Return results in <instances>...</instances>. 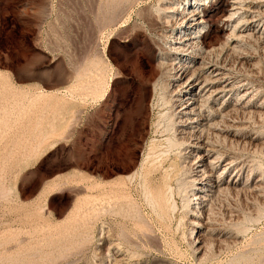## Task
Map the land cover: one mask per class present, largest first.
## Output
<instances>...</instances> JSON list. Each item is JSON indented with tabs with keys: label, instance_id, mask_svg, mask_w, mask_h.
<instances>
[{
	"label": "rangeland",
	"instance_id": "obj_1",
	"mask_svg": "<svg viewBox=\"0 0 264 264\" xmlns=\"http://www.w3.org/2000/svg\"><path fill=\"white\" fill-rule=\"evenodd\" d=\"M117 1L119 2L118 5ZM222 1L223 0L208 1V14L213 20L211 19L208 24L209 26L203 27V29L201 28V31L204 30L203 35L205 39H214L216 34L215 30L221 26V11L218 9L221 6ZM258 1L256 0L255 3L253 2V6L250 7L251 9L253 8V11H250V15L247 11L246 15L248 19L251 17L254 18L246 20L248 23L246 21L242 23L245 28L244 31L247 30L248 32L249 30V36L246 34L247 32L243 31V33H245V35L243 34L245 39L240 35L242 38L240 36L239 38L241 40L237 38L234 48L231 49L232 51L228 49L226 50L227 52L229 51L228 55H230L226 56V51H223L224 54L222 53L221 55V60L226 61H221V64H226V68L222 65L224 71H226V74H224L225 80L228 79V83L237 84V86H234L237 87V91L234 92V90L231 89L232 91L230 94L226 90L223 91V96L221 98L225 97L223 99L225 105L223 107L224 111L222 110L221 114L224 115H221L222 117L218 116V127L221 129L217 131V133L219 132L218 135L213 134L212 132H210L211 134L208 133L210 134L208 136H211L210 139H213H211L212 142L216 141V144L214 143L213 147L216 146L214 149L217 159H213L214 162H212V165L214 164V167L212 166L213 168H211V173L208 175V178L206 176H203L204 178L202 177L204 183L201 187V198L204 203L202 208H197L191 203L194 197L192 192L194 193L195 190L192 191L189 187V182L184 180L186 179L185 175L187 176L188 173L191 172L189 170L191 168L188 166V162H181L178 156H176V144V147L167 146L165 137L167 134L169 135V130L165 126V120L159 118L162 116H160L159 113L162 111L164 105L162 104L161 97L158 96L160 93L159 90H161L160 87L162 86L160 83L165 77L164 73L158 77L157 71L159 74H162V69H164V67L163 64H161V67L157 66L158 64L156 63L158 53L160 51L162 52L164 50L163 48H165V42L167 39L166 34L168 33L165 27H162V24H164V13L162 12V8L163 6L171 4L174 6L175 4H179V7H181L185 0H0V164L5 161V163L1 164L4 167L0 165V182L3 184L0 188L4 190L5 194H8V196L4 195L5 198L4 196H2L3 198H0V256L5 257V259L7 258V260L10 261L8 264H13L14 262L16 264H24L27 259L31 261L28 263L27 260L25 264H39L41 262V264H53L54 262V264H112L113 262L115 264H234V262L235 264H264V17H262L264 16V12H262L264 10V0ZM256 11L261 14H258ZM252 12H254V14ZM108 18L111 19L109 20ZM252 24H256L260 30L258 29V31H256L255 29H252ZM163 31L166 37L164 36ZM250 32L251 35L249 34ZM257 35L262 37H258ZM220 39L221 38H219V41ZM235 46L237 49H235ZM239 50L241 55L238 54L240 53ZM97 61H99V63ZM90 62H92V64ZM230 63L232 64L233 69ZM89 64L91 65L89 66ZM229 66L231 69L228 68ZM83 67H87L88 71L87 69H84L83 71ZM159 67L161 68V71H159ZM81 73L82 76L80 75ZM227 74L229 75L227 76ZM152 81L160 86H155L153 89L154 84ZM159 81L161 82L158 83ZM71 84L74 85L71 86ZM93 88L97 92L94 90V92H92ZM73 90L79 94H76ZM40 91L41 94L39 95ZM241 91L245 92L242 97H239ZM43 92L44 94H47L44 95L42 94ZM34 94L35 96L37 94L38 97H35ZM233 94L235 96H232ZM41 95L44 97V101ZM46 95L48 97L54 95L55 98L53 97V99L50 96L48 99ZM249 95L251 96V99H249ZM244 96L249 99L246 104L247 106L240 103ZM37 98L40 100L39 102ZM60 98L64 99L61 100ZM31 99L34 101L31 102ZM68 99H71L70 101H72L73 104ZM59 100H61V103H57ZM53 103L54 105L57 103V106H54ZM58 104H60V106ZM38 105L41 106L39 107ZM46 105L49 108H51L52 105L54 110L51 108L52 111L49 109L50 112H48L49 110L48 107H45ZM65 105H68V107L66 108ZM63 106L65 107L63 108ZM232 106L234 107L232 108ZM72 108L73 110L70 111ZM242 108L244 111L241 110ZM69 111L73 114H68ZM34 113L37 118L33 115ZM41 114L42 117H40ZM43 114H45V116ZM56 114L57 116H55ZM157 114H159V116ZM225 114L227 116H225ZM69 115H71V118ZM25 121L27 125H30L33 121L34 122L29 127V125H25ZM42 121H44L43 124L40 123ZM67 121L68 124L66 125ZM18 127L21 130L20 132ZM22 127L26 128L24 129ZM53 127L56 128L53 129ZM29 129L33 130H31L32 136ZM44 129L46 130L45 133ZM47 129L51 130V132ZM23 131L24 133H22ZM56 131H59V135ZM214 133H216V131ZM222 135L225 137L223 138ZM21 136L24 139L21 138ZM38 137L42 138L43 141L40 139L39 142ZM16 139L17 141H15ZM23 140L26 142H23ZM149 142L150 144L147 145ZM38 143H40L41 146ZM20 144H23V147ZM156 144L157 146H155ZM37 145H39V147ZM146 145L148 146L147 149H150L151 147L152 150L155 149L153 151L151 149L148 150L153 153L146 151L148 155L151 154L150 157L153 156L159 160H156V163V161L152 160L154 158L151 159L147 156V161H144V163L146 162L145 166H148L143 167L144 169L141 167V173H134L132 175L134 177H128L129 181L124 174L130 172L131 169L133 170L134 167H136L141 155L147 150ZM16 146L18 148L21 146V150L20 148L17 149ZM31 147L33 151H31ZM25 150L27 152H25ZM160 150L163 151V153L164 151L167 152L164 153L165 155L161 152L162 157L159 155L160 157L158 158L155 157L156 154L152 155L154 153L160 154ZM217 150L219 152H217ZM220 150L222 151V154ZM32 153H34V155ZM217 153H219V156L221 154V156L219 157ZM25 154L27 155L25 156ZM148 162L152 164V167L155 165V168L150 167V164H147ZM161 163L162 165L160 166ZM182 163L183 165L186 163L184 167L181 166ZM157 164L158 167H156ZM167 165L170 167L172 166V169L168 168ZM146 168H149L150 171L148 170L147 172L145 170ZM162 168L163 170H161ZM79 169L84 172L83 176L76 171ZM143 170H145V172H143ZM169 170L170 173H168ZM66 173L67 175H65ZM68 173L69 178L80 179L83 177V181L71 182L72 184L69 181V183H64L66 187L62 184L60 189H52L50 194L51 190H48V184L55 178H57V180H60L59 178H67L66 176H68ZM71 173L74 174L72 175ZM89 174H92L93 176L87 178ZM60 176H64V178ZM150 176H152V178ZM159 176L162 179L158 178ZM143 177L146 179H143ZM234 178L236 180L235 184L227 183V179L229 181ZM125 179L127 180L126 182L124 181ZM143 180L146 182V187L148 186L146 190L143 186ZM94 181H100V184L95 187L98 191L93 187L92 192L91 187L90 191L89 188H85L86 190L80 188L85 182L93 183ZM109 181L114 182L109 183ZM214 181L217 186L213 183ZM253 181H255V183H253ZM46 182L49 183L47 184ZM153 182L155 184H153ZM187 182L189 186L187 185ZM1 183L0 186L2 185ZM168 183L169 185H167ZM258 183L260 184L259 187H257V185H259ZM67 184L69 185L67 186ZM162 184L165 190L164 188H160L163 187ZM42 185L46 191L43 190ZM156 185L158 187H156ZM71 186L74 187L71 188ZM125 186L128 188H125ZM167 186L169 188L170 186H173L172 190L171 188L168 189ZM224 186L228 189H225ZM111 187H113V191L111 190ZM8 189L11 191L9 192ZM118 189H121L122 191L125 190V193H122L123 195H126L127 193L129 197H127V195L126 197L129 198V200H127L126 197L124 199L123 195L118 196L121 193V190ZM41 190H43V194H41ZM147 190L151 191L148 195L145 192ZM162 191L164 192L162 193ZM105 192L106 194L109 193L108 196L110 195V197L107 195V197H104L105 195L103 194ZM159 192L161 193L159 194ZM152 193H157L156 195H160V197L158 196L157 198L155 195L151 196V198L150 195H153ZM168 193L172 194L170 195L171 197H169ZM205 193H207L208 196ZM83 194H88L89 199L85 200L87 198H79L74 202V198ZM92 194L94 195L90 197ZM102 195L104 200L102 199ZM94 196L97 199L99 197L100 200L98 199L99 201L95 202L96 199ZM164 196V199L168 200L166 202L160 201V198L165 201L163 199ZM209 196L211 197L208 198ZM153 197H155V199ZM131 198L133 200H131ZM92 199L94 201H92ZM114 199L118 200L117 202L123 203H116V200ZM153 199L154 201L158 199L160 203L157 202L158 200L155 202L151 201ZM33 200H35V202L38 200L37 204L39 207ZM105 200L108 205L105 203ZM126 200L130 201L131 205L130 202H127ZM26 201L29 202L27 203ZM82 201L84 202L82 203ZM22 203H25L26 206H23ZM72 203H80V208L84 212L82 211L81 213V209H79V213L76 215L79 219L76 217V220H78L73 226H76L77 229L76 227L71 228L72 226L67 227L66 229L62 227V224L67 222V220L65 221L64 219L67 216L69 207L70 205L72 206ZM126 203H128L127 206ZM170 203L172 206H170ZM114 204L117 205L116 207L119 205H122L121 208L124 207L123 209L125 210L122 209V211L126 213L127 219L126 215H124V213L122 214L121 210L117 211L120 207L116 208ZM162 204H164V206ZM33 205L35 209H33ZM95 205L98 210L99 206L104 207L106 205L105 207L108 211L106 210L105 214L104 211H97ZM129 205H133L134 207L140 206V208L137 207L136 209L134 208V210L137 211V209H140L141 211L138 210L137 212H134L133 208ZM29 206L30 208L32 207L30 209L31 211L29 210ZM42 206L44 208H41L40 211V207ZM107 206H111V208H107ZM37 208L39 209V212L42 213L41 215H43L42 217H44V219L38 217L39 213L38 210L36 212ZM190 209L193 210L191 211ZM87 211H90L93 217L90 216L91 214ZM110 211L113 212L111 213ZM94 212H96V216L99 214L97 218L94 216ZM133 212L137 213L138 216L142 213V215H140V217H143H141V222L138 220L140 217L133 216H136ZM206 212L208 213L207 215L205 214ZM83 213L85 214L82 215ZM114 213L116 215H114ZM117 214L121 215L117 216ZM191 214L198 216L197 221H202L201 225H205L201 226L203 230L202 236L203 233L204 237L206 234V239L204 240V237L201 236V243H203L200 250L196 249L195 238L197 232L193 227V224L189 221ZM123 216L125 218H122ZM35 217L36 219H34ZM94 218L96 219L95 221ZM39 219H43V222L41 220L39 222ZM60 219L65 222L62 223V220ZM80 219L81 221H79ZM87 219L91 221L88 222ZM130 219L138 220L136 222L137 226L133 225L134 221L131 222ZM54 220H56V222H54ZM100 221H102V223ZM117 221L120 222L118 223ZM79 222L82 223V225ZM53 223L55 224L53 225ZM58 223H61L62 226L60 227V224ZM142 223L147 224L145 226V229H148L146 232L144 227L141 226L143 225ZM33 224L35 226H33ZM47 224L48 231L46 229ZM88 224L91 227H88ZM113 224H115V226ZM123 225L126 229H124ZM78 227L81 231L83 230L82 227H85L83 230L84 232L79 233ZM86 228L88 231H86ZM119 228L121 230L123 229V232ZM9 229L15 231L11 232ZM7 230L11 236L7 235ZM40 230L43 233L40 232ZM60 230L62 233H60ZM141 230L142 232H140ZM31 231L34 234L30 235L32 233ZM46 231L49 235L46 234ZM119 231L122 232H120L122 236L125 234L127 236L125 238L120 236ZM17 232H19V234ZM27 232L30 233L28 234ZM39 233L43 235H40ZM115 233L117 234L115 235ZM50 234L51 239L49 240L48 237ZM53 234H55V236ZM69 234L70 236L73 234L72 238H70ZM56 235L58 237L62 235V238L59 237V239ZM75 235L77 236L75 237ZM79 235L80 237H83H81V239H83L84 243L82 240L80 241ZM90 235H92V237H90V239L87 238V236L89 237ZM15 236H18L23 240L20 241L21 239L17 237L18 240ZM111 236L112 238L110 240L108 237ZM10 237L11 239H9ZM12 237L14 238L13 240ZM26 237H28V239ZM74 237L76 239L79 238L76 240V245L73 244L75 243V241L72 240ZM36 238L39 239L37 240ZM40 238H44L43 242H45L46 245L40 240ZM56 239L59 241L57 242ZM126 239H128L126 241L128 243L125 242ZM28 240H30V243L27 242ZM53 240H55V243L57 242V244H55ZM114 240L117 241L116 243L118 245L115 244L118 247L114 244ZM33 241H36L35 243L38 241L39 246ZM110 241H114L112 242L114 245ZM15 243H22V245H16ZM24 243L25 245H23ZM66 243H68V245H66ZM33 244L38 248L41 246L42 249L40 248L39 250L36 246L35 248ZM43 244L44 246H42ZM30 245L32 252L29 251ZM56 245H60L61 248ZM128 245L131 247L133 245V247L131 248ZM19 246H24V249H19L21 248ZM66 246L68 248H66ZM12 247L14 249L13 251ZM33 247L35 248V251L33 250ZM50 247L53 248V250ZM63 247L66 249H63ZM75 247H77V249L80 248L79 250H76ZM2 248H6V251L4 249L1 251ZM203 248H206V250L203 251ZM18 250L21 251L19 252ZM25 250L27 251L25 252ZM3 251L6 256L4 253H1ZM36 251L37 253H43V256L36 253V257L34 254ZM27 252L28 254H26ZM29 253L31 255L33 253L34 255L32 256L34 257L30 256ZM16 255L19 256L15 258ZM25 255L29 257L27 258ZM44 255L47 257L49 256V258H46ZM113 255L114 258L118 256L116 258L118 260L114 259ZM59 256L63 258L60 259ZM3 257H0V264H7L8 261H5ZM55 257H57V259ZM21 258H24L25 260L22 261ZM121 258L123 260H121ZM2 259H4V263L3 261L1 262ZM16 260L19 263H17ZM45 260H48L49 262H45ZM20 261L22 263H20ZM111 261L113 262L111 263Z\"/></svg>",
	"mask_w": 264,
	"mask_h": 264
},
{
	"label": "bare ground",
	"instance_id": "obj_2",
	"mask_svg": "<svg viewBox=\"0 0 264 264\" xmlns=\"http://www.w3.org/2000/svg\"><path fill=\"white\" fill-rule=\"evenodd\" d=\"M110 1H113V0H110ZM115 1V0H114ZM182 1V0H181ZM208 1H213V0H185V2H184V4H183V6H181V7H179V4L178 5H176L175 3V6L174 5H167V6H163V13H164V16H163V22H164V24H160L162 27H165V29H166V31L168 32L166 35H167V39H166V45H165V48H163L164 50L161 52H159L158 53V55H157V63L156 64H158L157 66H161L162 67V65L161 64H163V67H164V69H162L163 70V72H162V74H159V72L157 71V73H158V77L160 76V75H163V73H164V79H163V81L161 82V81H159L158 83H160V85H162L161 87H160V89L161 90H159L160 91V93H159V96L158 97H161V100H162V104L164 105V107H163V109H162V111L159 113L160 114V116L161 117H159V118H163L164 120H165V126H166V128H168V130H169V135L167 134V136L165 137V141H167V146L169 145V146H171V147H174L175 146V144H176V146H177V150H176V148H175V153H176V156H178V158H179V160L182 162H188V166L191 168V169H189L191 172H187L188 173V175L186 176L185 175V178L186 179H184V180H187L188 182H189V185H188V182H187V185L190 187V189L193 191V190H195L194 191V193L192 192V194H194V197H193V199H192V201H191V203H192V205L194 206V207H197V208H202L203 207V199L201 198V196H202V194H201V187H202V185H203V183H204V181L202 180L205 176L208 178V175H210V173H211V168H213L214 167V164L212 165V162H214L213 161V159L215 160V158L217 159V157H216V153H215V147H213V145H214V143L216 142H212V140L210 139V137L208 136V135H210L211 133L210 132H212L213 134H217L218 135V133H217V131L219 130V129H221V128H219L218 127V116H221L222 114H221V112H222V110H223V107H224V105H225V102L223 101V99L225 98V97H223V98H221L222 96H223V91L224 90H226V91H228V93L230 94L231 93V89H233L234 90V92L235 91H237V87H234V86H237V84H232V83H228V79L227 80H225V75L224 74H226V71H224V69H223V66H225L224 68H226V64L225 65H223V64H221V55H222V53H223V51H226L227 49L228 50H231V49H233L234 48V45H235V42H236V40H237V38H239V36L240 35H242V37L245 39V37L243 36V34L245 35V33H243V31L245 30V28H244V25L242 24L243 22H245L246 20H251L252 18H254V17H251L250 19H248L247 17H246V15H247V11H248V13H249V15H250V11L253 9H251L250 7H252L253 5V2L255 3L256 2V0H223L222 1V4H221V6L219 7V9L218 10H220L221 11V15H220V22H221V26L219 27V28H217V30H215V32H216V34H215V38L214 39H212V38H210V40H208V39H205L204 38V35H203V32H204V30H202L201 31V28L203 29V27H207V26H209L208 24L210 23V21H211V17H210V15L208 14V12H209V9L207 8V6H208ZM258 1V0H257ZM118 2V1H117ZM132 2V1H131ZM172 2V1H171ZM259 2V1H258ZM257 2V3H258ZM124 3V2H123ZM119 4V2L117 3V5ZM170 4V3H169ZM181 4V3H180ZM263 4H264V2H263ZM103 5V4H102ZM101 5V6H102ZM113 5V4H112ZM123 5V4H122ZM182 5V4H181ZM256 5V4H255ZM116 6V5H115ZM210 6V5H209ZM259 6V5H258ZM178 7V8H177ZM102 8V7H101ZM254 8H256V7H254ZM260 8H262V7H260ZM108 9V8H107ZM114 9V8H113ZM258 9V8H257ZM264 9V8H263ZM149 10V9H148ZM256 10V9H255ZM259 10V9H258ZM101 11V10H100ZM114 11V10H113ZM253 11V10H252ZM261 11V10H260ZM107 12V11H106ZM116 12V11H115ZM256 12H258V11H256ZM262 12H264V10L262 11ZM101 13V12H100ZM121 13V12H120ZM253 14H254V12H252ZM260 12H258V14H259ZM142 14V13H141ZM154 14V13H153ZM152 14V15H153ZM257 14V15H258ZM261 14V13H260ZM111 15V14H110ZM116 15V14H115ZM150 15V14H149ZM148 15V16H149ZM151 16V15H150ZM253 16V15H252ZM152 17V16H151ZM249 17V16H248ZM262 17H264V16H262ZM105 18V17H104ZM116 18V17H115ZM150 18V17H149ZM160 18V17H159ZM257 18V17H256ZM106 19V18H105ZM109 20L111 19V18H108ZM108 20V21H109ZM159 20V19H158ZM162 20V19H161ZM213 20V19H212ZM260 20V19H259ZM105 21V20H104ZM107 21V20H106ZM113 21V20H112ZM150 21V20H149ZM264 21V20H263ZM111 22V21H110ZM162 22V21H161ZM247 22V21H246ZM112 23V22H111ZM110 23V24H111ZM159 23H160V21H159ZM248 23V22H247ZM259 23V22H258ZM103 24V23H102ZM105 24H106V22H105ZM250 25V24H249ZM107 26V25H106ZM252 29H255L256 31H258V29H259V27H257V25L256 24H252ZM250 29V28H249ZM162 30V29H161ZM260 30V29H259ZM206 31V30H205ZM254 31V30H253ZM244 32H247V30L246 31H244ZM248 32H249V30H248ZM248 32L246 33L247 35H248ZM163 33H164V31H163ZM257 33V32H256ZM250 35H251V32L249 33ZM260 34V33H259ZM246 35V36H247ZM254 35H255V33H254ZM163 36V35H162ZM164 36H165V33H164ZM249 36V35H248ZM256 36V35H255ZM258 36V35H257ZM166 37V36H165ZM207 37V36H206ZM241 37V36H240ZM241 37V38H242ZM258 37H262V36H258ZM162 38V37H161ZM219 38H221L220 39V41H219ZM218 39V40H217ZM243 39V40H244ZM256 39V38H255ZM259 39H261V38H259ZM264 39V38H263ZM163 40V39H162ZM239 40H241L240 38H239ZM257 40V39H256ZM245 41V40H244ZM164 43V44H165ZM240 43V42H239ZM241 46V45H240ZM244 46V45H243ZM223 47V48H222ZM243 48V47H242ZM235 49H237L236 48V46H235ZM232 51V50H231ZM235 51V50H234ZM242 51V50H241ZM244 51V50H243ZM229 52V51H228ZM228 52L226 51V56L228 55ZM236 52V51H235ZM238 52V51H237ZM239 52H240V50H239ZM232 53V52H231ZM224 54V53H223ZM235 54V53H234ZM238 54H240L241 55V52L240 53H238ZM230 55V54H229ZM228 55V56H229ZM237 55V54H236ZM245 55V54H244ZM242 56H243V54H242ZM238 57V56H237ZM223 58H224V56H223ZM249 58V57H248ZM225 60V59H224ZM241 60V59H240ZM99 61H101V60H99ZM99 61H97L98 63H99ZM247 61H248V59H247ZM93 62V61H92ZM92 62H90L91 64H92ZM94 62H96V61H94ZM222 62H226V61H222ZM231 62V61H230ZM242 62V61H241ZM91 64H89V66L91 65ZM94 64V63H93ZM95 64H97V63H95ZM165 65V66H164ZM223 65V66H222ZM230 65L232 66V64L230 63ZM88 66V67H89ZM253 67V66H252ZM93 68V67H92ZM160 68V67H159ZM228 68H230L231 69V67L229 66ZM84 69L86 70L87 69V67L85 68V67H83V71H84ZM90 69V68H89ZM232 69H233V66H232ZM159 70V69H158ZM229 70V69H228ZM81 71V70H80ZM82 71V72H83ZM87 71H88V69H87ZM159 71H161V68H160V70ZM232 71V70H231ZM234 71V70H233ZM86 72V71H85ZM90 72H91V70H90ZM229 72H230V70H229ZM92 73V72H91ZM157 73H156V75H157ZM77 74H79V73H77ZM77 74H76V76H77ZM86 74H87V72H86ZM234 74V73H233ZM81 76H82V73L80 74ZM88 75V74H87ZM90 75V74H89ZM229 74H227V76H228ZM230 75H231V73H230ZM2 76V75H1ZM79 76V75H78ZM84 76V75H83ZM233 76V75H232ZM155 77V76H154ZM157 77V76H156ZM157 77V78H158ZM240 77V76H239ZM78 78V77H77ZM80 78V77H79ZM82 78V77H81ZM230 78V77H229ZM237 78V77H236ZM155 79V78H154ZM238 79V78H237ZM241 79V78H240ZM148 80V79H147ZM160 80V79H159ZM230 80V79H229ZM236 80V79H235ZM155 81V80H154ZM242 81H244V80H242ZM238 82H240V81H238ZM245 82V81H244ZM243 82V83H244ZM152 83H153V81H152ZM242 83V84H243ZM154 84V87H153V89L155 88V86H160V85H156V83L154 82L153 83ZM239 84V83H238ZM74 85V84H73ZM72 84H71V86H73ZM70 86V87H71ZM70 87H69V89H70ZM78 87V86H77ZM71 89H72V87H71ZM70 89V90H71ZM73 89H74V87H73ZM79 89H80V87H79ZM16 90H18V89H16ZM95 91V89L93 88L92 89V92H94ZM96 90H97V88H96ZM158 90V89H157ZM246 90V89H245ZM247 90H249V89H247ZM19 91V90H18ZM74 91V90H73ZM72 91V92H73ZM21 92H22V90H21ZM24 92V91H23ZM39 92V91H38ZM37 92V93H38ZM75 92V91H74ZM79 92V91H78ZM95 92H97V91H95ZM98 92H99V89H98ZM244 92L245 91H241V93H239V94H241V95H239V97L241 96H243V94H244ZM68 93V92H67ZM76 93V92H75ZM252 93V92H251ZM23 94V93H22ZM26 94H27V91H26ZM41 94V91H40V93H39V95ZM42 94H44V92L42 93ZM45 94H47V93H45ZM44 94V95H45ZM48 94H50V93H48ZM56 94V93H55ZM59 94V93H58ZM71 94V93H70ZM73 94V93H72ZM76 94H79V93H76ZM75 94V95H76ZM43 95V96H44ZM61 95V94H60ZM227 95V94H226ZM34 96H35V94H34ZM33 96V98L35 99V97H38L37 96V94H36V96L34 97ZM47 96V95H46ZM52 98L54 97V95L52 96V95H50ZM49 96V97H50ZM55 96H57V95H55ZM63 96H64V94H63ZM62 96V97H63ZM73 96V95H72ZM232 96H235L234 94L232 95ZM247 96V95H246ZM250 96V95H249ZM40 97V96H39ZM41 97H42V95H41ZM40 97V98H41ZM49 97L47 96V98L49 99ZM60 97V96H59ZM58 97V98H59ZM69 97V96H68ZM74 97V96H73ZM44 97H42V99H43ZM46 98V97H45ZM55 98V97H54ZM53 98V99H54ZM64 98H66V97H64ZM63 98V99H64ZM71 98V97H70ZM235 98V97H234ZM238 98V97H237ZM248 98V97H247ZM245 96H244V98L242 99V102H240V103H242V105H246L247 103H248V100L249 99H251V96L249 97V99H247ZM252 98H253V96H252ZM38 99V98H37ZM51 99V98H50ZM61 99V98H60ZM63 99H61V100H63ZM155 99V98H154ZM160 99V98H159ZM159 99H158V101H159ZM228 99V98H227ZM236 99V98H235ZM234 99V100H235ZM36 100V99H35ZM45 100H47V99H45ZM61 100H59L57 103H59ZM69 100V99H68ZM71 100V99H70ZM69 100V101H70ZM239 100V99H238ZM254 100V99H253ZM34 100H32L31 99V102H33ZM37 101V100H36ZM35 101V102H36ZM40 100L38 99V102H39ZM42 101V100H41ZM43 101H44V99H43ZM42 101V102H43ZM48 101V100H47ZM51 101V100H50ZM50 101H49V103H50ZM54 101V100H53ZM65 101V100H64ZM233 101V100H232ZM52 102V101H51ZM71 103H72V101H70ZM231 102V101H230ZM234 102V101H233ZM237 102V101H236ZM37 103V102H36ZM44 103V102H43ZM42 103V104H43ZM48 103V104H49ZM54 103H55V101H54ZM54 103H53V105H54ZM57 103L54 105V106H57ZM61 103V102H60ZM235 103V102H234ZM34 104V103H33ZM40 104H41V102H40ZM52 104V103H51ZM66 104V103H65ZM73 104V103H72ZM36 105V104H35ZM59 106H60V104H58ZM71 105V104H70ZM259 105V104H258ZM39 106V105H38ZM41 106V105H40ZM39 106V107H40ZM50 106V105H49ZM66 106V105H65ZM65 106H63V108L65 107ZM158 106V105H157ZM236 106V105H235ZM247 106V105H246ZM45 107H48L47 105L45 106ZM44 107V108H45ZM68 107V105L66 106V108ZM234 106H232V108H233ZM240 107V106H239ZM238 107V108H239ZM51 108H52V105H51ZM51 108H49L48 107V110L50 109L51 110ZM55 108V107H54ZM59 108V107H58ZM57 108V109H58ZM65 108V109H66ZM161 108V107H160ZM228 108V107H227ZM231 108V109H232ZM247 108H249V107H247ZM41 109H42V107H41ZM46 109V108H45ZM60 109V108H59ZM68 109H70V108H68ZM231 109H230V111H231ZM50 110L48 111V112H50ZM52 110H54L53 108H52ZM51 110V111H52ZM63 110V109H62ZM73 110V108L70 110V111H72ZM228 110V109H227ZM234 110H235V108H234ZM236 110H237V108H236ZM241 110H243V108L241 109ZM250 110H252V109H250ZM249 110V111H250ZM38 111V110H37ZM41 111H43V110H41ZM56 111V110H55ZM69 111V113L68 114H70V113H72V112H70ZM224 111V110H223ZM229 111V110H228ZM233 111V110H232ZM244 111V110H243ZM47 112V111H46ZM63 112H65V111H63ZM76 112V111H75ZM225 112H226V110H225ZM241 112V111H240ZM37 113V112H36ZM41 113V112H40ZM44 113H45V111H44ZM51 113H53V112H51ZM60 113V112H59ZM228 113H231V112H228ZM47 114V113H46ZM57 114H58V110H57ZM57 114L55 115V116H57ZM73 114V113H72ZM71 114V115H72ZM159 114H157L158 116H159ZM247 114H248V112H247ZM34 116H35V113L33 114ZM44 116H45V114H43ZM50 115V114H49ZM60 115V114H59ZM58 115V116H59ZM64 115V114H63ZM63 115H62V118H63ZM71 115H69L70 116V118H71ZM224 115V114H223ZM222 115V116H223ZM233 115V114H232ZM47 116V115H46ZM66 116V115H65ZM221 116V117H222ZM225 116H227L226 114H225ZM231 116V115H230ZM241 116V115H240ZM33 117V116H32ZM36 118H37V116H35ZM35 117H34V119H35ZM39 117V116H38ZM40 117H42V114L40 115ZM236 117V116H235ZM30 118V117H29ZM28 118V119H29ZM44 118V117H43ZM52 118V117H51ZM67 118V117H66ZM69 118V119H70ZM73 118V117H72ZM229 118V117H228ZM233 118V117H232ZM26 119V118H25ZM33 119V118H32ZM45 119H46V117H45ZM55 119H57V118H55ZM69 119H67L68 121H69ZM223 119H224V117H223ZM222 119V120H223ZM40 120V119H39ZM41 120H43V119H41ZM57 120H59V119H57ZM62 120V119H61ZM221 120V119H220ZM219 120V121H220ZM229 120V119H228ZM235 120V119H234ZM27 121V120H26ZM26 121H25V123H26ZM28 121H30V120H28ZM46 121V120H45ZM53 121V120H52ZM65 121H66V119H65ZM68 121L66 122V125L68 124ZM22 122H24V121H22ZM34 122V121H33ZM33 122H31V124L33 123ZM54 122V121H53ZM52 122V123H53ZM57 122V121H56ZM55 122V123H56ZM59 122V121H58ZM69 122H71V121H69ZM221 122V121H220ZM223 122V121H222ZM41 124H43L44 123V121H42V122H40ZM39 123V124H40ZM46 123V122H45ZM48 123V122H47ZM160 123V122H159ZM158 123V124H159ZM24 124V123H23ZM30 124V125H31ZM38 124V125H39ZM41 124H40V126H41ZM50 124H51V122H50ZM61 124V123H60ZM59 124V125H60ZM221 124V123H220ZM25 125H27V123L25 124ZM29 125V124H28ZM27 125V126H28ZM30 125H29V127H30ZM35 125V124H34ZM33 125V126H34ZM45 125H48V124H45ZM57 125V124H56ZM164 125V124H163ZM231 125V124H230ZM242 125V124H241ZM21 126H23V125H21ZM39 126V127H40ZM54 126V125H53ZM69 126V125H68ZM239 126V125H238ZM28 127V128H29ZM47 127V126H46ZM64 127H66V126H64ZM220 127H221V125H220ZM235 127V126H234ZM22 128H26V127H22ZM27 128V129H28ZM48 128V127H47ZM54 128H56V127H53V129ZM237 128V127H236ZM18 129H19V127H18ZM32 129H33V127H32ZM31 129V130H32ZM39 129V128H38ZM51 129V128H50ZM60 129V128H59ZM30 130V129H29ZM30 130V133L33 131H31ZM35 130V129H34ZM47 130H49V129H47ZM64 130V129H63ZM62 130V131H63ZM223 130V129H222ZM235 130V129H234ZM21 130L19 129V132H20ZM25 131V130H24ZM24 131L22 132V133H24ZM42 131H43V128H42ZM45 129H44V133H45ZM50 132H51V130H49ZM53 131V130H52ZM61 131V130H60ZM216 131V133H214ZM27 132V131H26ZM25 132V133H26ZM41 132V131H40ZM69 132V131H68ZM38 133V132H37ZM42 133V132H41ZM49 133V132H48ZM54 133V132H53ZM56 133H58V135H59V131L57 132L56 131ZM61 133V132H60ZM208 133H210V134H208ZM18 134V133H17ZM224 134V133H223ZM33 135H34V132H33ZM42 135H44V134H42ZM53 135V134H52ZM51 135V136H52ZM67 135V134H66ZM65 135V136H66ZM16 136V135H15ZM14 136V137H15ZM20 136V135H19ZM19 136H17V137H19ZM26 136V135H25ZM31 136H32V133H31ZM46 136V135H45ZM220 136V135H219ZM28 137V136H27ZM212 137H214V136H212ZM221 137V136H220ZM222 137H223V135H222ZM225 137V136H224ZM223 137V138H224ZM21 138H23L22 136H21ZM34 138H36V137H34ZM39 138V137H38ZM43 138H44V136H43ZM61 138V137H60ZM13 139H15V138H13ZM24 139V138H23ZM29 139V138H28ZM40 139H41V141H43V139L42 138H39V142H40ZM47 139V138H46ZM215 139V138H214ZM219 139V138H218ZM48 140V139H47ZM152 140V139H151ZM155 140V139H154ZM164 140V139H163ZM216 140H217V138H216ZM220 140V139H219ZM221 140H222V138H221ZM15 141H17V139L15 140ZM21 142V141H20ZM19 142V143H20ZM23 142H26L25 140H23ZM219 142V141H218ZM223 142V141H222ZM22 143V142H21ZM30 143V142H29ZM32 143H33V141H32ZM43 143V142H42ZM152 143V142H151ZM220 143V142H219ZM17 144V143H16ZM16 144H14V145H16ZM38 144H40V143H38ZM150 144V142L149 143H147V145H149ZM216 144V143H215ZM218 144V143H217ZM21 145V144H20ZM23 145V144H22ZM21 145V146H22ZM35 145V144H34ZM146 145V146H147ZM173 145V146H172ZM219 145V144H218ZM226 145V144H225ZM20 146V147H21ZM30 146V145H29ZM38 147H39V145H37ZM40 146H41V144H40ZM155 146H157V144L155 145ZM159 146V145H158ZM175 146V147H176ZM220 146V145H219ZM218 146V147H219ZM11 147V146H10ZM17 147V146H16ZM19 147V148H20ZM23 147V146H22ZM33 147V146H32ZM32 147H31V151H33L32 150ZM151 147V146H150ZM159 147H161V146H159ZM18 147H17V149H19ZM25 148V147H24ZM28 148V147H27ZM35 148H36V146H35ZM148 148V146L146 147V149ZM152 148V147H151ZM150 148V149H151ZM153 148H157V147H153ZM166 148H168V147H166ZM11 149V148H10ZM13 149V148H12ZM150 149H147V150H145V152H144V154L143 155H141V157H140V159H139V161H138V163H137V165H136V167H134V169L132 170L131 169V171L130 172H127V173H125L124 174V176L125 177H127V179H128V177H131L134 173H136V172H140L142 169H144L143 167H147V166H145V163H144V161H147L146 159H147V156L148 157H150V155L151 154H149L148 155V153L146 152V151H148V150H150ZM159 149H161V148H159ZM164 149V148H163ZM14 150H15V148H14ZM20 150H21V148H20ZM27 150V149H26ZM25 150V152H27ZM30 150V149H29ZM152 150V149H151ZM153 150H155V149H153ZM152 150V151H153ZM166 150V149H165ZM12 151V150H11ZM152 151H148L149 153L151 152V153H153ZM13 152V151H12ZM20 152H22V151H20ZM29 152V151H28ZM35 152H36V150H35ZM34 152V153H35ZM159 152V151H158ZM161 152H162V154H164L165 152H167V151H164V153H163V151H161L160 150V154H158V153H154V154H152V155H155V157H162V155H161ZM217 152H219L218 150H217ZM220 152H221V154H222V151L220 150ZM31 153V152H30ZM34 153H32L33 155H34ZM20 154V153H19ZM23 154V153H22ZM219 153H217V155H218ZM221 154H220V156H221ZM223 154H224V152H223ZM27 154H25V156H26ZM160 155V156H159ZM165 155V154H164ZM219 156V155H218ZM219 156V157H220ZM28 157V156H27ZM164 157V156H163ZM26 158V157H25ZM151 159L152 158H154L153 156L152 157H150ZM149 159V158H148ZM152 160H154V161H156V160H159V159H156V158H154V159H152ZM4 161V160H3ZM153 161V162H154ZM160 161H161V159H160ZM160 161H158V162H160ZM165 161V160H164ZM228 161H230V160H228ZM149 162H150V159H149ZM147 163V164H150V163ZM180 162V163H181ZM230 162H232V161H230ZM229 162V163H230ZM2 163H5V161L4 162H1V164ZM143 163H144V165H143ZM156 163H157V161H156ZM156 163H154V164H156ZM170 163V162H169ZM172 163V162H171ZM227 163V162H226ZM0 164V165H1ZM80 164V163H79ZM186 164V163H185ZM184 164V165H185ZM228 164V163H227ZM226 164V165H227ZM162 165V163L160 164V166ZM184 165H183V163L181 164V166H183L184 167ZM2 166V165H1ZM155 165H153V167H154ZM159 166V167H160ZM168 166V165H167ZM213 166V167H212ZM2 167H4V166H2ZM141 167H142V169H141ZM150 167H152V164H150ZM152 167V168H153ZM156 167H158V164H157V166ZM172 167V166H171ZM170 166H168V168H171ZM187 167V166H186ZM223 167H225V166H223ZM223 167H222V169H223ZM155 168V167H154ZM179 168V167H178ZM158 169V168H157ZM172 169V168H171ZM170 169V170H171ZM180 169H182V168H180ZM179 169V170H180ZM184 169H186V168H184ZM74 170V169H73ZM147 172H148V170H149V168L147 169H145ZM145 170H143V172H145ZM153 170V169H152ZM161 170H163V168L161 169ZM166 170V169H165ZM170 170H169V172L168 173H170ZM178 170V171H179ZM189 170H187V171H189ZM76 171H78V174H80L81 176H83V174H84V172L82 171V170H76ZM124 171V170H123ZM150 171V170H149ZM153 171H155V170H153ZM221 171V170H220ZM73 172V171H72ZM126 172V171H125ZM142 172V173H143ZM158 172V171H157ZM74 173H76V172H74ZM73 173V174H74ZM141 173V172H140ZM154 173V172H153ZM160 173H162V172H160ZM186 173V174H187ZM220 173V172H219ZM222 173V172H221ZM72 174V173H71ZM70 174V175H71ZM72 174V175H73ZM102 174H104V173H102ZM107 174V173H106ZM151 174V173H150ZM149 174V175H150ZM154 174H156V173H154ZM182 174V173H181ZM65 175H67V173L65 174ZM98 175H101V174H98ZM162 175V174H161ZM168 175V174H167ZM91 176H93L92 174H89L88 175V177L87 178H91ZM105 176V175H104ZM142 176H144V175H142ZM153 176V175H152ZM152 176H150L151 178H152ZM164 176V175H163ZM204 176V177H203ZM60 177H63L64 178V176H60ZM67 178H65V179H61V178H59L60 180H57V178H55L54 180H52L50 183L49 182H46L47 184H48V190H51L50 191V194H51V192H52V189L54 190V189H60V187L62 186V184H64V183H69V181H70V183L71 182H76V181H81L82 179H83V177L82 178H80V179H74V178H69V173H68V176H66ZM101 177V176H100ZM105 177H107V176H105ZM132 177H134V176H132ZM131 177V178H132ZM156 177V176H155ZM168 177V176H167ZM166 177V178H167ZM203 177V178H202ZM98 178H99V176H98ZM130 178V179H131ZM145 177H143V179H144ZM158 178H160V176L158 177ZM183 178H184V174H183ZM217 178H219V177H217ZM260 178V177H259ZM0 179H1V177H0ZM146 179V178H145ZM157 179V178H156ZM160 179H162V178H160ZM168 179V178H167ZM210 179V178H209ZM51 180V179H50ZM118 180V179H117ZM129 180V179H128ZM152 180V179H151ZM172 180V179H171ZM179 180V179H178ZM215 180H217V179H215ZM83 181V180H82ZM93 181V180H92ZM125 182L127 181L126 179L124 180ZM130 181V180H129ZM155 181V180H154ZM226 181V180H225ZM260 181V180H259ZM44 182V181H43ZM100 181H94L93 183L92 182H85L84 184H82L83 186L82 187H80V188H82V189H85V188H89V191H90V187H91V192H92V187L93 188H95L97 185H99L100 183H99ZM107 182V181H106ZM111 182H114V181H109V183H111ZM175 182H176V180H175ZM185 182V181H184ZM221 182V181H220ZM223 182V181H222ZM250 182V181H249ZM258 182V181H257ZM1 183V182H0ZM145 181L143 180V186H144V188H145V190L148 188V186L146 187V185H145ZM212 183V182H211ZM213 183H215V181L213 182ZM227 183H231V184H235L236 183V180H235V178L233 179V180H229L228 181V179H227ZM253 183H255V181H253ZM252 183V184H253ZM2 184V183H1ZM45 184V183H44ZM47 184H45V185H47ZM72 184V183H71ZM125 184H127V183H125ZM151 184V183H150ZM153 184H155L154 182H153ZM158 184V183H157ZM172 184V183H171ZM250 184V183H249ZM257 184V183H256ZM255 184V185H256ZM259 184V183H258ZM69 184H67V186H68ZM75 185H76V183H75ZM78 185H79V183H78ZM167 185H169V183L167 184ZM246 185H247V183H246ZM254 185V186H255ZM261 185H262V183H261ZM3 186V184L0 186V187H2ZM14 186V185H13ZM64 186H65V184H64ZM80 186V185H79ZM128 186V185H127ZM151 186V185H150ZM155 186V185H154ZM162 186H163V184H162ZM166 186V185H165ZM179 186V185H178ZM208 186H210V185H208ZM212 186V185H211ZM215 186H217L216 185V183H215ZM214 186V187H215ZM228 186V185H227ZM226 186V187H227ZM232 186V185H231ZM236 186V185H235ZM234 186V188L236 189V187ZM260 186V184L259 185H257V187H259ZM42 187H43V185H42ZM41 187V188H42ZM66 187V186H65ZM74 187V186H73ZM72 186H71V188H73ZM118 187V186H117ZM156 187H158L157 185H156ZM229 187V186H228ZM256 187V186H255ZM255 187H253V188H255ZM7 188H9V187H7ZM47 188V187H46ZM63 188V187H62ZM78 188V187H77ZM79 188V189H80ZM102 188V187H101ZM119 188H120V186H119ZM125 188H128V187H126L125 186ZM151 188V187H150ZM160 188H164V186L163 187H160ZM167 188L168 189H170L171 188V190H172V188H173V186L171 187L170 186V188L167 186ZM176 188V187H175ZM179 188V187H178ZM203 188H205V187H203ZM207 188V187H206ZM211 188V187H210ZM223 188V187H222ZM224 188H225V186H224ZM223 188V189H224ZM233 188V189H234ZM240 188H242V187H240ZM10 189V188H9ZM9 189H8V191H9ZM75 189V188H74ZM96 189V188H95ZM103 189H104V186H103ZM107 189V188H106ZM177 189V188H176ZM189 189V188H188ZM189 189V190H190ZM222 189V190H223ZM225 189H228V188H225ZM249 189L251 190V188L249 187ZM248 189V190H249ZM259 189V188H258ZM7 190V189H6ZM43 190L44 191H46L45 189H44V187H43ZM43 190H41L42 191V193L41 194H43ZM86 190V189H85ZM97 190V189H96ZM111 190L113 191V187H111ZM118 190H121V189H118ZM155 190H157V189H155ZM164 190H165V188H164ZM170 190V191H171ZM213 190V189H212ZM215 190H217V189H215ZM11 191V190H10ZM9 191V192H10ZM40 191V192H41ZM98 191V190H97ZM99 191L101 192V190L99 189ZM105 191H107V190H105ZM108 191H109V189H108ZM111 191V192H112ZM125 191V190H124ZM124 191H122L121 190V193L118 195V196H122L123 195V193H125ZM157 191H159V190H157ZM168 191V190H167ZM54 192V191H53ZM76 192H78V191H76ZM87 192H88V190H87ZM104 192V191H103ZM102 192V193H103ZM115 192V191H114ZM123 192V193H122ZM129 192V191H128ZM146 192V194L148 195V194H150L151 193V191L150 190H147V191H145ZM164 191H162V193H163ZM172 192V191H171ZM189 192V191H188ZM215 192H217V191H215ZM4 193V190L2 189V188H0V194H1V196H0V198L2 197V196H4V195H6V196H8V194H3ZM46 193V192H45ZM75 193V192H74ZM97 193V192H96ZM101 193V194H102ZM118 193H119V191H118ZM161 192H159V194H160ZM166 193V192H165ZM181 193V192H180ZM256 193V192H255ZM3 194V195H2ZM39 194V193H38ZM82 194V193H81ZM90 194V193H89ZM98 194V193H97ZM108 194L109 193H107L106 194V192L103 194V195H105L104 197H107L108 196ZM116 194H117V192H116ZM153 194V193H152ZM157 194V193H156ZM156 194H153V195H150V197L151 196H155ZM191 194V195H192ZM206 195H207V193H205ZM212 194V193H211ZM213 194H214V192H213ZM47 195V194H46ZM94 194H92V195H90V197L91 196H93ZM103 195H102V199L104 198L103 197ZM107 195V196H106ZM126 195H127V193H126ZM126 195H123V197H124V199H125V197H126ZM168 195H169V197H171L170 195H172V194H170V193H168ZM44 196V195H43ZM76 196H77V194H76ZM113 196L115 197V195L113 194ZM113 196H112V198H113ZM157 196V195H156ZM159 197H160V195H158ZM158 196H157V198H158ZM162 196V195H161ZM165 196H167V195H165ZM165 196L163 197V199L165 198ZM208 196V195H207ZM37 197V196H36ZM35 197V198H36ZM39 197V196H38ZM108 197H110V195L108 196ZM127 197H129L128 195H127ZM126 197V198H127ZM131 197V196H130ZM145 197V196H144ZM149 197V198H150ZM204 197H206V196H204ZM211 196H209L208 198H210ZM3 198V197H2ZM4 198H5V196H4ZM79 198H87V199H85V200H88L89 199V197H88V194L86 195V194H83V195H80L79 197H77V198H74L73 200H74V202H76ZM94 198H95V196H94ZM100 198H101V196H100ZM121 198V197H120ZM152 198V197H151ZM150 198V199H151ZM154 199H155V197H153ZM168 198V197H167ZM166 198V199H167ZM199 198V199H198ZM96 200H95V202H98L100 199H99V197H98V199L97 198H95ZM123 199V198H122ZM149 199V200H150ZM154 199L153 200H151V201H153V202H155V201H157V200H155L154 201ZM162 198H160L159 200L160 201H162V202H166L167 200H165V201H163V200H161ZM170 199V198H169ZM191 199V198H190ZM205 199V198H204ZM36 200V199H35ZM35 200H33L34 202H35ZM40 200V199H39ZM104 200V199H103ZM108 200V199H107ZM114 200H116V199H114ZM127 200H129V198H127ZM126 200V201H127ZM131 200H133L132 198H131ZM136 200V199H135ZM157 201L158 203H160V201ZM173 200V199H172ZM30 201V200H29ZM29 201H26L27 203L29 202ZM92 201H94L93 199H92ZM106 201V200H105ZM110 201V200H109ZM118 200H116V203H123V202H117ZM125 201V200H124ZM137 201V200H136ZM150 201V202H151ZM37 202H38V200H37ZM37 202H35L36 203V205H38L37 204ZM84 201H82V203H83ZM91 202V201H90ZM94 202V203H95ZM101 202V201H100ZM99 202V203H100ZM115 202V201H114ZM127 202H130V201H127ZM134 202V201H133ZM152 202V203H153ZM32 203V202H31ZM87 203H89V202H87ZM106 204H107V201L105 202ZM138 203V202H137ZM147 203V202H146ZM158 203H155V204H158ZM183 203V202H182ZM209 203V202H208ZM23 204V206L25 205V203H22ZM22 204H21V206H22ZM41 204V203H40ZM71 204V203H70ZM93 204V203H92ZM102 205H104L103 203H101ZM112 204H113V202H112ZM125 204V203H124ZM127 204L128 203H126V206H127ZM139 204V203H138ZM149 204V203H148ZM29 205H30V203H29ZM81 205H83V204H81ZM85 205V204H84ZM87 205V204H86ZM98 205H100V204H98ZM108 205V204H107ZM115 205V207L117 206L116 204H114ZM113 205V206H114ZM130 205H131V202H130ZM129 205V206H130ZM135 205H137V204H135ZM160 205V204H159ZM163 206H164V204H162ZM189 205V204H188ZM209 205V204H208ZM26 206V205H25ZM96 206V205H95ZM106 206V205H105ZM104 206V207H105ZM112 206V207H113ZM170 206H172L171 205V203H170ZM38 207H39V205H38ZM83 207H85V206H83ZM87 207V206H86ZM92 207V206H91ZM103 206H99V210H98V208H97V206H96V208H97V211H104V214H105V211L107 210L106 209V207L104 208ZM111 208V206H107V208ZM114 207V208H115ZM118 207H120L117 211H119V210H121V212H122V214L124 213V215H126V213L125 212H123L122 211V209L124 208H121L122 207V205H119ZM118 207H116V208H118ZM131 208H133V210H134V208L136 209L137 207L138 208H140V206H136V207H134L133 205L132 206H130ZM129 207V208H130ZM156 207V206H155ZM23 208V207H22ZM32 208V207H31ZM30 208V206H29V210L31 209ZM41 208H44L43 206L42 207H40V211H41ZM96 208H95V210H96ZM115 208V209H116ZM159 208V207H158ZM161 208V207H160ZM191 208V207H190ZM205 208H206V206H205ZM26 209V208H25ZM28 209V208H27ZM33 209H35V207H34V205H33ZM79 209H81L80 208V203L79 204H74V203H72V206L70 205V207H69V211H68V213H67V216L65 217V221L67 220V222H63V220L62 219H60V220H62V223H64V224H62L61 225V223H58V224H60V227L62 226L63 228H66L67 229V227H71V228H74V227H76V226H73L74 224H76V221L79 219V217H77L76 215H77V213H79L78 211H79ZM91 209V208H90ZM89 209V210H90ZM128 209V208H127ZM162 209V208H161ZM170 209V208H169ZM196 209V208H195ZM209 209V208H208ZM207 209V210H208ZM37 210H38V213H39V215H38V217L40 218V217H42L43 215H41L42 213H40L39 212V209L37 208L36 209V212H37ZM45 210H46V208H45ZM86 210H87V208H86ZM123 210H125V209H123ZM138 210H140V209H137V211ZM191 210V209H190ZM189 210V211H190ZM193 210V209H192ZM191 210V211H192ZM205 210V209H204ZM206 210V211H207ZM28 211V210H27ZM31 211V210H30ZM43 211V210H42ZM82 209L80 210V212L82 213ZM108 211V210H107ZM114 211V210H113ZM112 211V212H113ZM126 211H128V210H126ZM136 210H134V212H137ZM141 211V210H140ZM186 211V210H185ZM199 211V210H198ZM29 212V211H28ZM36 212L34 211V213L36 214ZM44 212V211H43ZM84 212V211H83ZM87 212H89L90 214H91V212L90 211H87ZM101 212H99V213H101ZM111 212V211H110ZM111 212V213H112ZM116 212V211H115ZM120 212V213H121ZM131 212V211H130ZM133 212V213H134ZM188 212V211H187ZM32 213V212H31ZM85 213H86V211H85ZM85 213H83L82 215H84ZM93 213V212H92ZM95 213L96 212H94V216H96L95 215ZM110 213V214H111ZM133 213H131V214H133ZM139 213V212H138ZM34 214V215H35ZM44 214V213H43ZM51 214H52V212H51ZM102 214V213H101ZM100 214V215H101ZM128 214V213H127ZM130 214V215H131ZM134 214H136V216L135 215H133L134 217H137L138 216V214L137 213H134ZM184 214V213H183ZM200 214V213H199ZM206 215L208 214L207 212L205 213ZM26 215V214H25ZM29 215V214H28ZM30 215H32V214H30ZM37 215V214H36ZM41 215V216H40ZM48 215H49V213H48ZM55 215V214H54ZM99 215V214H98ZM98 215L96 216V218L98 217ZM114 215H116L115 213H114ZM118 215H121V214H117V216ZM140 215H142V213L140 214ZM140 215L138 216V217H140ZM187 215V214H186ZM45 216V215H44ZM79 216V215H78ZM81 216V215H80ZM88 216V215H87ZM90 216H92V214L90 215ZM89 216V217H90ZM102 216V215H101ZM100 216V217H101ZM107 216V215H106ZM129 216V215H128ZM144 216V215H143ZM202 216V215H201ZM37 217V216H36ZM36 217L34 218V219H36ZM76 217L78 218L77 220H76ZM86 217V216H85ZM93 217V216H92ZM103 217H105V216H103ZM111 217V216H110ZM121 217V216H120ZM142 217V216H141ZM140 217V219L138 218V220H140V222L142 221V218ZM187 217V216H186ZM207 217V216H206ZM27 218H28V216H27ZM31 218H33V217H31ZM43 219H44V217H42ZM64 218V217H63ZM81 218H83V217H81ZM88 218V217H87ZM107 218H108V216H107ZM119 218V217H118ZM122 218H125L124 216L122 217ZM132 218V217H131ZM188 218V217H187ZM190 219H189V221L193 224V227L196 229V232H197V236H196V238H195V240H196V249H198V250H200V248H201V245H202V243H201V236H202V225H201V222L200 221H197L198 220V216H196V215H194V214H191V217H189ZM26 219V218H25ZM29 219V218H28ZM43 219H39V222H40V220L42 221ZM89 219V218H88ZM87 219V220H88ZM102 219H104V218H102ZM111 219V218H110ZM115 219V218H114ZM114 219H112V220H114ZM126 219H127V215H126ZM129 219V218H128ZM59 220V219H58ZM85 220V219H84ZM96 219L94 218V221H95ZM106 220H108V219H106ZM125 220V219H124ZM131 220V219H130ZM138 220H136V219H133V220H131V222L132 221H134L133 222V225H136V222L138 221ZM186 220V219H185ZM184 220V221H185ZM205 220H206V218H205ZM208 220V219H207ZM256 220V219H255ZM38 221V220H37ZM47 221V220H46ZM79 221H81V219L79 220ZM89 221H91V220H88V222ZM115 221V220H114ZM123 221V220H122ZM122 221H121V223H122ZM129 221V220H128ZM43 222V221H42ZM41 222V223H42ZM54 222H56V220H54ZM60 222V221H59ZM87 222V221H86ZM99 222V221H98ZM101 223H102V221H100ZM112 222V221H111ZM118 222V221H117ZM120 222V221H119ZM118 222V223H119ZM139 222V223H140ZM203 222H205V221H203ZM209 222V221H208ZM207 222V223H208ZM38 223V222H37ZM80 223V222H79ZM83 223H85V222H83ZM143 223H144V220H143ZM142 223V224H143ZM146 223V222H145ZM39 224V223H38ZM37 224V225H38ZM43 224V223H42ZM49 224V223H48ZM48 224H47V231H48ZM55 223H53V225H54ZM81 225H82V223H80ZM86 224V223H85ZM99 224V223H98ZM124 224V223H123ZM138 224V223H137ZM190 224V223H189ZM208 224H210V223H208ZM240 224V223H239ZM40 225V224H39ZM38 225V226H39ZM44 225H46V224H44ZM93 225V224H92ZM96 225V224H95ZM103 225V224H102ZM114 226H115V224H113ZM118 225V224H117ZM122 225V224H121ZM125 225V224H124ZM123 225V226H124ZM139 225H141V224H139ZM139 225H138V227H139ZM144 225V226H143ZM143 225H141L142 227H144V229H145V226L147 225V224H143ZM184 225V224H183ZM33 226H35L34 224H33ZM33 226H32V228H33ZM41 226V225H40ZM77 226H79V225H77ZM84 226V225H83ZM88 227H91V226H89V224L87 225ZM94 226V225H93ZM122 226V227H123ZM137 226V225H136ZM136 226H135V228H136ZM140 226V227H141ZM191 226V225H190ZM203 226H205V225H203ZM37 227V226H36ZM56 227V226H55ZM118 227H119V225H118ZM121 227V226H120ZM192 227V228H193ZM206 227H207V225H206ZM31 228V229H32ZM38 228V227H37ZM41 228V227H40ZM58 228V227H57ZM83 228V230H84V228L85 227H82ZM100 228V227H99ZM109 228V227H108ZM111 228V227H110ZM148 228V227H147ZM152 228V227H151ZM190 228V227H189ZM39 229V228H38ZM59 229H62V228H59ZM76 229H77V227H76ZM93 229V228H92ZM120 229V228H119ZM124 229H126L125 228V226H124ZM138 229V228H137ZM205 229V228H204ZM206 229H208V228H206ZM212 229V228H211ZM210 229V230H211ZM10 230V229H9ZM25 230H27V229H25ZM50 230V229H49ZM52 230H53V228H52ZM52 230H51V232H52ZM65 230V229H64ZM63 230V231H64ZM69 230V229H68ZM71 230V229H70ZM78 230H79V227H78ZM77 230V231H78ZM81 231V230H79V233L80 232H84V231ZM118 230V229H117ZM121 230V229H120ZM140 230V229H139ZM146 230H148V229H145V232H146ZM11 231V230H10ZM13 231H15V230H12L11 232H13ZM18 231V230H17ZM44 231V230H43ZM46 231V232H47ZM57 231V230H56ZM65 231H67V230H65ZM86 231H88L87 230V228H86ZM110 231H112V230H110ZM122 232H123V229L121 230ZM121 231H119V234H120V232ZM213 231V230H212ZM7 232H8V230H7ZM25 232V231H24ZM32 232V231H31ZM33 232H34V228H33ZM31 233L30 235H32V234H34V233ZM37 232V231H36ZM35 232V233H36ZM40 232H42L41 230H40ZM45 232V231H44ZM53 232H54V230H53ZM68 232V231H67ZM121 232V233H122ZM140 232H142V230L140 231ZM144 232V231H143ZM192 232V231H191ZM211 232V231H210ZM209 232V233H210ZM18 234H19V232H17ZM22 233H23V231H22ZM28 233V232H27ZM26 233V234H27ZM30 233V232H29ZM28 233V234H29ZM43 233V232H42ZM55 233V232H54ZM60 233H62L61 232V230H60ZM59 233V234H60ZM64 233V232H63ZM78 233V232H77ZM90 233V232H89ZM108 233V232H107ZM7 234V233H6ZM12 234V233H11ZM14 234H15V232H14ZM20 234H21V232H20ZM37 234H38V232H37ZM36 234V235H37ZM40 235H43V234H41V233H39ZM45 234V233H44ZM46 234H48L49 235V233L47 232ZM74 234H76V233H74ZM88 234V233H87ZM86 234V235H87ZM100 234V233H99ZM117 233H115V235H116ZM118 234V235H119ZM125 234V233H124ZM123 234V235H124ZM144 234V233H143ZM190 234H192V233H190ZM8 236H11L10 235V233L8 232V234H7ZM13 235V234H12ZM17 235V234H16ZM54 236H55V234H53ZM52 235V236H53ZM72 235L73 234H71V236H70V234H69V236H70V238H72ZM81 235H83V234H81ZM89 235V234H88ZM150 235V234H149ZM207 235H208V233H207ZM38 236V235H37ZM45 236V235H44ZM57 236V235H56ZM62 235H60L59 237H61ZM68 236V235H67ZM68 236V237H69ZM77 235H75V237H76ZM107 236H108V234H107ZM110 236V235H109ZM120 236H122V234H120ZM127 235L125 234L124 236H122V237H126ZM187 236V235H186ZM210 236V235H209ZM16 237V236H15ZM18 237V236H17ZM16 237V238H17ZM58 237V236H57ZM56 237V238H57ZM58 237V238H59ZM74 237V239H72V240H74L75 241V243H73L74 245H76L77 244V241L76 240H78V239H76ZM79 237H80V235H79ZM82 237V236H81ZM81 237H80V241L82 240L83 241V239H81ZM90 237H92V235H90L89 237L87 236V238H89L90 239ZM118 237V236H117ZM191 237V236H190ZM202 237H204V233H203V236ZM211 237V236H210ZM7 238V237H6ZM19 238V237H18ZM17 238V239H18ZM27 239H28V237H26ZM49 238V240L51 239V234H50V236L48 237ZM53 238V237H52ZM62 238V237H61ZM65 238V237H64ZM63 238V239H64ZM83 238V237H82ZM108 238H110V240H111V238H112V236L111 237H108ZM107 238V239H108ZM128 238V237H127ZM209 238V237H208ZM261 238V237H260ZM259 238V239H260ZM9 239H11V237L9 238ZM14 238L12 237V240H13ZM19 239H21V238H19ZM18 239V240H19ZM25 239V238H24ZM26 239V240H27ZM30 239V238H29ZM37 240L39 239V238H36ZM60 239V238H59ZM62 239V240H63ZM69 239V238H68ZM86 239V238H85ZM84 239V240H85ZM106 239V238H105ZM104 239V240H105ZM117 239H119V238H117ZM120 239H121V237H120ZM194 239V238H193ZM192 239V240H193ZM204 240L206 239V234H205V237L203 238ZM18 240H16V241H18ZM23 239H21L20 241H22ZM40 240H42V242L44 241V238H40ZM93 240H94V238H93ZM92 240V241H93ZM97 240V239H96ZM128 239H126L125 240V242L127 241ZM133 240V239H132ZM15 241V242H16ZM30 240H28L27 242H29ZM31 241H32V238H31ZM54 241V243H55V240H53ZM56 241L58 242L59 240H57L56 239ZM61 241V240H60ZM67 241V240H66ZM86 241H89V240H86ZM98 241V240H97ZM108 241V240H107ZM115 241V240H114ZM114 241H112V242H114ZM119 241V240H118ZM208 241V240H207ZM19 242V241H18ZM24 242V241H23ZM34 243L36 242V241H33ZM41 242V241H40ZM40 242H39V244H40ZM57 242L55 243V244H57ZM63 242H64V240H63ZM70 242L72 243V241L70 240ZM111 242V241H110ZM111 242V243H112ZM117 241H115L114 242V244L116 243ZM124 242V243H125ZM131 242V241H130ZM129 242V243H130ZM194 242V241H193ZM205 242V241H204ZM30 243V242H29ZM44 244H45V242H43ZM60 243V242H59ZM58 243V244H59ZM78 243H79V241H78ZM83 243H84V241H83ZM87 243V242H86ZM121 243V242H120ZM126 243H128V242H126ZM132 243V242H131ZM192 243V242H191ZM16 244V243H15ZM18 245H22V243L21 244H19V243H17ZM16 244V245H17ZM27 244V243H26ZM35 244H37L38 245V241H37V243H35ZM35 244H33V246L35 247L36 245ZM44 244L42 245V246H44ZM88 244V243H87ZM90 244V243H89ZM113 244V243H112ZM111 244V245H112ZM113 244V245H114ZM117 244V243H116ZM115 244V245H116ZM15 245V246H16ZM23 245H25V243L23 244ZM32 245V244H31ZM31 245H30V250L29 251H31ZM41 245V244H40ZM46 245V244H45ZM49 245V244H48ZM50 245H51V247H52V244H51V242H50ZM49 245V246H50ZM66 245H68V243H66ZM72 245V244H71ZM73 245V246H74ZM82 245V244H81ZM80 245V246H81ZM110 245V244H109ZM118 245V244H117ZM116 245V247H118ZM130 245V244H129ZM128 245V246H129ZM135 245V244H134ZM205 245V244H204ZM209 245H210V243H209ZM29 246V245H28ZM39 246V245H38ZM56 246H58V245H56ZM56 246H55V248H56ZM62 246H64V245H62ZM70 246V245H69ZM84 246V245H83ZM14 247V246H13ZM13 247H12V251L14 250L13 249ZM19 247H21V246H19ZM24 247V246H23ZM23 247H21V248H19V249H22ZM33 247V250L37 247H35L34 248ZM50 247V248H51ZM53 247H54V245H53ZM58 247H60V245L58 246ZM57 247V248H58ZM78 247V246H77ZM77 247H75L76 248V250H79V248L77 249ZM85 247V246H84ZM129 247H131V246H129ZM132 247H133V245H132ZM131 247V248H132ZM204 247V246H203ZM207 247V246H206ZM1 248V247H0ZM15 248V247H14ZM29 248V247H28ZM38 248V247H37ZM40 248H41V246H40ZM40 248H38L39 250H40ZM45 248V247H44ZM49 248V247H48ZM61 248V247H60ZM66 248H68L67 246H66ZM66 248H64L63 247V249H66ZM69 248H71V249H74V248H72V247H69ZM4 248H2L1 249V251L3 250ZM6 249V248H5ZM4 249V250H5ZM24 249V248H23ZM25 249H27V248H25ZM42 249V248H41ZM46 249H47V246H46ZM52 250H53V248H51ZM59 249V248H58ZM57 249V250H58ZM62 249V250H63ZM82 249V248H81ZM84 249V248H83ZM119 249V248H118ZM196 249H195V251H196ZM8 250V249H7ZM16 250V249H15ZM45 250V249H44ZM51 250V251H52ZM56 250V251H57ZM206 250V248L204 249L203 248V251H205ZM207 250H208V248H207ZM6 251V250H5ZM19 251V250H18ZM21 251V250H20ZM19 251V252H20ZM27 250H25V252H26ZM35 251V250H34ZM60 251V250H59ZM65 251V250H64ZM67 251V250H66ZM133 251H134V249H133ZM202 251V250H201ZM10 252V251H9ZM9 252H7V253H9ZM32 252V251H31ZM30 252V253H31ZM50 252V251H49ZM61 252V251H60ZM63 252V251H62ZM70 252V251H69ZM73 252V251H72ZM116 252V251H115ZM114 252V253H115ZM1 253H4V255H5V252L3 251V252H1ZM6 253V254H7ZM14 253H16V252H14ZM21 253H23V252H21ZM29 253V255L30 256H32V255H36V253H37V251L33 254L32 253V255ZM39 253V252H38ZM37 253V254H38ZM55 253V252H54ZM59 253V252H58ZM57 253V254H58ZM66 253H68V252H66ZM71 253V252H70ZM69 253V254H70ZM79 253V252H78ZM124 253V252H123ZM26 254H28V252L26 253ZM41 256H43L42 254H41V252L39 253ZM44 254H46V253H44ZM48 254H50V253H48ZM64 254H65V252H64ZM121 254V253H120ZM9 255H11L10 253H9ZM8 255V256H9ZM14 255V254H13ZM21 255H23V254H21ZM54 255V254H53ZM55 255H56V253H55ZM61 255V254H60ZM198 255V254H197ZM6 256V255H5ZM19 256V255H18ZM17 255L15 256V258L16 257H18ZM24 256V255H23ZM25 256H27V255H25ZM45 256V255H44ZM57 256V255H56ZM120 256H122V255H120ZM119 256V257H120ZM1 258L3 257V256H0ZM10 257V256H9ZM14 257V256H13ZM22 257V256H21ZM29 256H27V258H28ZM32 257H34V256H32ZM36 257H37V255H36ZM46 258H49V256L47 257V256H45ZM60 257V256H59ZM65 257V256H64ZM67 257V256H66ZM116 257V256H115ZM118 257V256H117ZM116 257V258H117ZM199 257V256H198ZM203 257V256H202ZM0 258V259H1ZM4 259H5V257H3ZM12 258V257H11ZM14 258V259H15ZM24 258H26V257H24ZM22 259L21 258V260L22 261H24L25 259ZM39 258V257H38ZM44 258V257H43ZM42 258V259H43ZM51 258H52V256H51ZM56 259H57V257H55ZM61 258H63V257H60V259ZM113 258H114V255H113ZM116 258H114V259H116ZM4 259H2L1 260V262L4 260ZM13 259V258H12ZM32 259H34V258H32ZM37 259V258H36ZM40 259H41V257H40ZM45 259V258H44ZM55 259V260H56ZM7 260V258L5 259V261ZM9 260H10V258H9ZM18 260V259H17ZM17 260H16V262H17ZM28 260V259H27ZM26 260V261H27ZM50 260V259H49ZM52 260H53V258H52ZM116 260H118V259H116ZM115 260V261H116ZM120 260V259H119ZM121 260H123L122 258H121ZM8 261V260H7ZM15 261V260H14ZM26 261H25V263H26ZM29 261H31V260H28L27 262L29 263ZM32 261H34V260H32ZM43 261V260H42ZM48 261V260H47ZM46 260H45V262H47ZM57 261V260H56ZM10 261H8L7 262V264L9 263ZM36 262V261H35ZM39 262H41V261H39ZM49 262V261H48ZM69 262V261H68ZM113 261H111V263H112ZM119 262V261H118ZM122 262V261H121ZM239 262V261H238ZM3 263H4V261H3ZM13 263V262H12ZM17 263H19V262H17ZM20 263H22L21 261H20ZM24 263V262H23ZM24 263V264H25ZM42 263V262H41ZM41 263H39V264H41ZM51 263V262H50ZM53 263V262H52ZM55 263V262H54ZM53 263V264H54ZM6 264V263H5ZM13 264H16L15 262L13 263ZM46 264V263H45ZM112 264H115L114 262L112 263ZM233 264V263H232ZM234 264H235V262H234ZM239 264V263H238Z\"/></svg>",
	"mask_w": 264,
	"mask_h": 264
}]
</instances>
